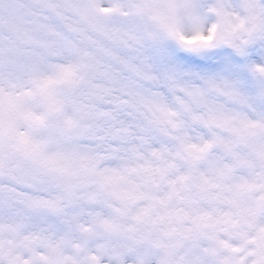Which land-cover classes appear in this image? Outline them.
<instances>
[{"label": "snow or ice", "instance_id": "6c2138e0", "mask_svg": "<svg viewBox=\"0 0 264 264\" xmlns=\"http://www.w3.org/2000/svg\"><path fill=\"white\" fill-rule=\"evenodd\" d=\"M0 264H264V0H0Z\"/></svg>", "mask_w": 264, "mask_h": 264}]
</instances>
